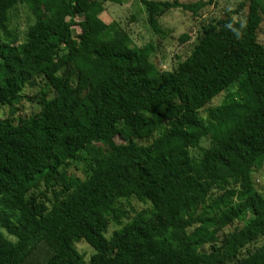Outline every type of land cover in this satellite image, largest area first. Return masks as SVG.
<instances>
[{"label":"trees","instance_id":"1","mask_svg":"<svg viewBox=\"0 0 264 264\" xmlns=\"http://www.w3.org/2000/svg\"><path fill=\"white\" fill-rule=\"evenodd\" d=\"M106 2L120 3L0 0V106L14 114L36 80L49 90L34 98L37 112L0 127V264L38 253L37 264H264V193L252 179L264 163V0L203 26L167 73L157 46H133L97 17ZM140 3L163 37L161 13L205 6ZM17 5L33 17L23 43L9 29ZM73 163L81 176L68 172ZM131 197L151 212L108 237L124 216L116 204ZM244 214L242 227L223 233ZM79 241L94 250L88 262Z\"/></svg>","mask_w":264,"mask_h":264},{"label":"rangeland","instance_id":"2","mask_svg":"<svg viewBox=\"0 0 264 264\" xmlns=\"http://www.w3.org/2000/svg\"><path fill=\"white\" fill-rule=\"evenodd\" d=\"M120 3L106 2L98 11L97 17H99L104 23H116L120 32L118 36L120 38L127 36L132 41L133 46L142 47L147 43H152L157 46V64L167 73L171 71L176 65L177 57L184 58L189 54L193 48L196 37L199 35L203 26L210 23V21L217 19L223 12L227 10H235L238 4L244 0H177L183 4H204L205 6L200 9L196 14L192 12L183 11L181 9H172L165 13H161L158 18V23L167 36L155 35L149 28L146 22V12L140 0H118ZM155 1H168L174 2L175 0H155ZM235 18L240 19L241 22L245 20V13L241 12L240 15ZM33 23V17L23 5L15 6L10 12L9 29L14 33L18 43L25 41V36L28 27ZM77 28H74V35L77 34ZM186 35L188 40L184 43L180 42V38ZM258 41L264 44V16L262 18V24L260 26ZM236 86L230 87V91H234ZM41 92L48 93L43 80H36L33 86H27L22 93V100L13 107L17 109L14 114H11L12 110L9 107L0 106V127L4 126L7 120L16 117H26L37 112L39 106L34 98ZM225 93H221L212 102L202 109L199 114L204 117L206 111L210 107L218 106ZM13 115V116H12ZM117 144L122 141L119 138L115 139ZM151 139L141 141L143 144L150 143ZM201 148L208 147L207 139H204L200 145ZM198 150H192L191 154L194 158L198 157ZM83 171L82 163H73L68 172L76 176H81ZM252 179L254 188L259 193H264V163L261 169L252 173ZM118 211L123 213V217L120 219L121 225L110 223L108 226L107 236L109 237L112 232L119 229L123 224L131 221V219L138 213L148 215L151 212V205L148 202H141L131 197L129 199L119 200L116 204ZM249 215H243L232 225L223 230V233L233 231L235 228L242 227ZM12 240H14L12 238ZM264 242V238L259 239L257 245ZM75 247L79 253L84 256L86 262L89 261L94 250L89 247L84 241L75 243ZM207 248V247H206ZM42 256L38 253L35 258L29 264H37Z\"/></svg>","mask_w":264,"mask_h":264}]
</instances>
